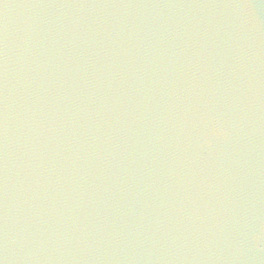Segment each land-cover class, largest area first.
Returning <instances> with one entry per match:
<instances>
[{"label": "water", "instance_id": "obj_1", "mask_svg": "<svg viewBox=\"0 0 264 264\" xmlns=\"http://www.w3.org/2000/svg\"><path fill=\"white\" fill-rule=\"evenodd\" d=\"M0 264H264V0H0Z\"/></svg>", "mask_w": 264, "mask_h": 264}]
</instances>
